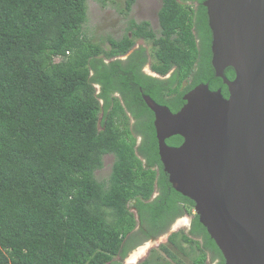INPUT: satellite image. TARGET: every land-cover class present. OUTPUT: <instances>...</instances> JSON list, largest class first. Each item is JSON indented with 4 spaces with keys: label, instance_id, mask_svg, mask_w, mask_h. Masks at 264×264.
<instances>
[{
    "label": "trees",
    "instance_id": "16d2710c",
    "mask_svg": "<svg viewBox=\"0 0 264 264\" xmlns=\"http://www.w3.org/2000/svg\"><path fill=\"white\" fill-rule=\"evenodd\" d=\"M135 2L119 9L124 36L96 41L84 29L89 0H0V264H123L117 257L195 211L164 171L155 114L142 94L173 112L200 83L230 96L212 64L207 7L162 0L156 33L150 21L129 17ZM140 38L152 45L153 70L174 68L171 76L144 74L147 57L138 53L105 60ZM225 75L236 73L228 67ZM107 154L114 161L104 182L96 172ZM166 241L144 264H185V244L196 250L195 264H209L207 251L226 264L198 214L189 232Z\"/></svg>",
    "mask_w": 264,
    "mask_h": 264
},
{
    "label": "water",
    "instance_id": "95a60500",
    "mask_svg": "<svg viewBox=\"0 0 264 264\" xmlns=\"http://www.w3.org/2000/svg\"><path fill=\"white\" fill-rule=\"evenodd\" d=\"M212 64L230 96L207 83L173 112L151 96L159 154L173 187L195 212L226 264H264V0H205ZM236 76L229 79L225 68ZM180 135L183 142L168 145Z\"/></svg>",
    "mask_w": 264,
    "mask_h": 264
},
{
    "label": "rangeland",
    "instance_id": "374dc122",
    "mask_svg": "<svg viewBox=\"0 0 264 264\" xmlns=\"http://www.w3.org/2000/svg\"><path fill=\"white\" fill-rule=\"evenodd\" d=\"M160 3L161 0H136L134 7L132 11H130L129 15L140 20L141 14H146L147 19H149V21H155L157 8ZM124 7L125 0H106L105 4H103L101 0H89L88 21L85 24L84 29L86 30V32L89 33L90 36H93L96 41L103 40L108 35L120 38L124 33L123 31L127 25V20L121 13H119V9ZM150 44L151 43L147 42V45ZM113 161V155H108L104 157V167L96 172V177L98 180L108 182ZM190 218V214L186 215L185 223H183L182 226L180 225L179 228L176 227L175 230L181 231L183 229H186L190 223ZM171 231L172 230H168L162 233L161 235L157 236L156 238L147 240L145 241V243L143 242L142 245L133 248L125 258L126 263L129 264V261L133 259L134 256L140 254L138 253L137 255H133L136 250H139L140 248L141 250L147 249V253L145 255H139L133 264H144V261L146 260L145 258L147 257L150 248L154 249L157 248L160 243H167L165 241L166 238L162 239V237H164ZM185 247L187 250L185 257L184 252L180 253L185 259V264H194L191 260L197 254L196 250H192L189 247V244H185Z\"/></svg>",
    "mask_w": 264,
    "mask_h": 264
},
{
    "label": "flooded vegetation",
    "instance_id": "af4514ba",
    "mask_svg": "<svg viewBox=\"0 0 264 264\" xmlns=\"http://www.w3.org/2000/svg\"><path fill=\"white\" fill-rule=\"evenodd\" d=\"M161 3H162V0H161ZM161 3H160V5L158 6V8H157V13H156V19H155V21L154 20H150V24H151V26H152V28L155 30V32L156 33H159V17H158V11H159V9H160V7H161ZM203 3H204V0H203ZM202 3V4H203ZM190 4H191V6H192V8L194 9V10H196V11H198V9H199V2L198 1H194V2H190ZM133 7H134V5L132 6V8H131V10L130 11H132V9H133ZM125 8V7H124ZM130 14V13H129ZM197 14H198V12H197ZM207 14H208V10H207ZM129 17H133V16H131V15H129ZM134 19H136L137 21H143V20H148L149 21V19H147V16H146V14H141V19L140 20H138L137 18H135V17H133ZM128 25V24H127ZM127 25H126V27H125V29H124V33L122 34V36L120 37V38H122L123 36H124V34H125V32H126V28H127ZM197 30V29H196ZM212 30V29H211ZM212 33H213V31H212ZM129 35H130V37L132 36V31H129ZM115 38H117V37H115ZM120 38H117V39H120ZM151 44L150 45H147V41L146 40H144V39H142V38H140V39H137V42H136V44H135V46L134 47H132L128 52H126L125 54H119V55H116V56H114L113 58H105V60L107 61V62H109V61H111L112 59H114V58H117V59H121V60H127L129 57H131V56H133V55H135V54H139V56H146L147 57V59H145L144 61L145 62H143V65H142V67L140 68V70L144 73V74H146V75H151V76H155V77H159V78H167V77H169V76H171V74H172V72L175 70L174 68H172L171 70H170V72L169 73H167V74H164V75H160L159 73H157L156 71H154L153 70V67H152V65H153V63L155 62V58L153 57V53H152V49H151ZM100 58H101V56H100ZM228 68V67H227ZM227 68H225V71H226V69ZM141 89V88H140ZM220 89V88H219ZM222 91V90H221ZM115 96H121V94H120V92H114L113 93ZM142 96H143V98H144V94H142ZM145 100V99H144ZM131 115V114H130ZM135 121H136V119L134 118V116H132L131 115V125H132V128H133V125H134V123H135ZM173 136H175V135H173ZM173 136H171V137H169V138H167L166 139V142H167V144L168 145H171V146H177V144H175L173 141H172V137ZM142 140V137H140V136H138V140H137V146L138 145H141V141ZM167 140H169V141H167ZM110 156V155H113V154H107L106 156ZM114 157V156H113ZM158 193H159V191L157 190L156 192H155V194H154V196H157L158 195ZM191 215V218L189 219L190 220V223H189V225L187 226V228L186 229H183L185 232H189L190 230H191V228H192V224H193V220H194V218H195V215H196V212L195 211H191V213H188V211L187 212H185L184 214H182L181 216H179V217H177L172 223H171V225H170V230H172V233L173 232H176L177 230H175V228L176 227H180V225L182 226L183 225V223H185V216L186 215ZM179 225V226H178ZM174 226V227H173ZM139 227V226H138ZM138 227H137V229H138ZM172 227H173V229H172ZM175 230V231H174ZM166 242H168V241H166ZM145 243V242H144ZM143 243H141V244H139V245H142ZM139 245H136V246H134L133 248H135V247H138ZM160 245H161V243L158 245V247H160ZM152 250L153 249H151L150 248V250L148 251V254H147V257L145 258V259H149V257H150V255L152 254ZM208 252V258H207V263H209V264H215V260H213V258H211V252L210 251H207ZM117 259H120V260H122V262H123V264H127L126 263V259L125 258H123V259H121L120 257H117ZM167 260H169V258H167ZM143 261V260H142ZM141 261V262H142ZM217 261V260H216ZM195 264V263H194Z\"/></svg>",
    "mask_w": 264,
    "mask_h": 264
},
{
    "label": "bare ground",
    "instance_id": "6f19581e",
    "mask_svg": "<svg viewBox=\"0 0 264 264\" xmlns=\"http://www.w3.org/2000/svg\"><path fill=\"white\" fill-rule=\"evenodd\" d=\"M229 89V88H228ZM194 209H195V207H194ZM174 227V226H173ZM172 232V231H171ZM171 232H169L167 235H165L164 237H162V239H164V238H166V240H167V238H168V236H169V234L171 233ZM165 240V241H166ZM140 251H142V252H140ZM145 252V253H144ZM138 253H140V254H138ZM142 253V254H141ZM147 253V249L145 250V249H143V250H141L140 248H139V250H136V252L133 254V255H137V256H134L133 257V259H131L130 261H129V264H133L135 261H136V258L139 256V255H145Z\"/></svg>",
    "mask_w": 264,
    "mask_h": 264
}]
</instances>
